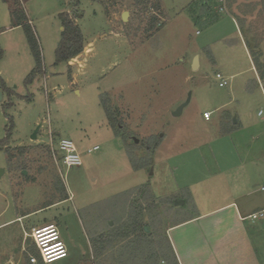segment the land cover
Masks as SVG:
<instances>
[{
	"label": "rangeland",
	"instance_id": "obj_1",
	"mask_svg": "<svg viewBox=\"0 0 264 264\" xmlns=\"http://www.w3.org/2000/svg\"><path fill=\"white\" fill-rule=\"evenodd\" d=\"M21 1L33 20L46 76L26 84L35 61L23 29L0 36V67L9 79L0 102V141L8 116L14 123L8 147H0V264H45L32 233L49 225L74 246L69 259L53 264H166L170 246L163 236L177 221L224 202L235 186L253 193V206L261 203L264 81L245 37L264 76V0H161L160 13L155 0ZM73 5L90 48L84 61L74 62L75 83L67 63L56 62L60 14ZM7 11L0 0V25L11 20ZM196 57L201 66L194 70ZM102 97L117 115L120 137ZM61 139L74 141L81 167L62 164ZM64 191L71 200L61 201ZM138 219L152 226L147 246H163L167 255L150 262L152 253L143 249L137 260L129 259ZM246 223L257 225L254 241L264 260V217Z\"/></svg>",
	"mask_w": 264,
	"mask_h": 264
},
{
	"label": "crops",
	"instance_id": "obj_2",
	"mask_svg": "<svg viewBox=\"0 0 264 264\" xmlns=\"http://www.w3.org/2000/svg\"><path fill=\"white\" fill-rule=\"evenodd\" d=\"M6 5L8 6V4ZM7 12L9 15V6ZM26 14L33 27V20L30 18L27 11ZM11 21L12 20L9 22L5 21L3 25H0V28L3 30V32L0 33V36L5 33L16 32L22 29L21 27L11 28ZM62 31L63 27L61 25V33ZM0 47L5 49L2 45ZM4 49H2L3 52ZM89 52L90 48L86 43L84 52L67 63L69 69L73 70V73L71 74L72 83L76 82V76L78 74L76 70L78 68L77 66L74 67V62H77L82 58L84 61V58ZM4 57L5 53L0 61V66ZM200 66L199 61V68ZM253 68L255 69V66H253ZM43 75L44 77L46 76L45 69ZM8 82L9 79L7 75L0 67V84L4 83L6 89H9ZM0 91L3 97L1 102H3L4 89L1 86ZM241 167L242 164H239L238 168ZM205 187L213 186L206 185ZM227 196L228 199L217 204V206L206 207L201 211L198 210V213L195 216L183 218L166 229L164 234L168 237L179 264H264V260L260 258L257 248V246H261L260 241L257 240L256 243L254 241L257 225L255 223H252V225L246 223L247 220H251L249 216L264 211V196L257 198L258 203H261L259 205L256 204V206H253L252 204L253 193L248 191L246 187L235 186V189ZM69 197V200H71L70 195ZM155 199L157 200V198ZM195 205L204 207L206 203L205 201L201 203H196L195 201ZM31 214L32 213L24 214L17 219L18 221L27 219ZM61 237L63 238L62 234ZM63 241L69 252V256L66 259H69L70 253L74 251V246L70 240ZM89 244L88 246H90V250L93 254L92 244ZM80 256L82 258V256H84L83 253H80ZM71 257H73V255ZM83 261L84 260L81 259V264ZM5 264L17 263L12 259H9ZM67 264L77 263L71 259Z\"/></svg>",
	"mask_w": 264,
	"mask_h": 264
},
{
	"label": "trees",
	"instance_id": "obj_3",
	"mask_svg": "<svg viewBox=\"0 0 264 264\" xmlns=\"http://www.w3.org/2000/svg\"><path fill=\"white\" fill-rule=\"evenodd\" d=\"M136 1H138L139 5H142V4H145L146 2H148L149 0H136ZM2 2L8 4V6H9L11 20H12L11 21V28L21 27L24 30L28 44H29V47H30V50H31V53H32L34 61H35V68L33 69V71L29 74V76L26 79V84L29 85V84L33 83L38 76L44 74V62H43V54H42L40 42H39V39L35 33L34 28L30 24V21L27 17V14H26V11H25V8L23 6L22 1L21 0H2ZM76 2H79V0H76ZM76 2H75V6L78 5ZM75 6L71 12H64V13L60 14V20H61V25L63 27V31L61 34V42H60L58 49L56 51V62H57V64L69 63L72 59H75L76 57L81 55L85 50L86 41H85L83 32H82V30L78 24V20L82 18V15L79 14L75 10L76 9ZM155 9L159 13L162 12L161 0H155ZM1 32H3V30L0 28V33ZM242 33H243V35L247 36L246 32L244 30H242ZM245 38H246L247 46H248L249 51H250V55L253 59L255 68L257 70V73L259 74V76H261L259 78L264 81V76L262 75V67L260 66L259 54L257 55V53L254 52V48L250 45V41H249L248 37H245ZM3 55H4V52H3L2 48L0 47V61L2 60ZM0 86L4 90H7L4 83L0 84ZM101 105H102L103 109L105 110V113H106V116H107V119L109 121L111 129L114 131V133L117 136H119V131L117 130L119 128V124L117 122L116 113H114L113 110L110 107H108V105L105 102V100L103 99V97L101 99ZM9 106L10 105H5V108L9 107ZM8 119H9V124L6 127V136L3 140L0 141V147L1 148L2 147H8L9 141L11 139L12 131L14 129L13 119L9 116H8ZM124 141L126 143L127 149L129 150L130 145L127 143V141L125 139H124ZM158 146H159V144H156L155 148H158ZM129 155H130V158H131V161L133 163L134 168L139 169L140 166L134 162V159L132 158L130 151H129ZM63 189L66 190V187H63ZM66 193H67V191L65 192V197L61 200L62 202L69 200V198H70L69 194L68 193L66 194ZM150 195H151V193H150ZM52 205H54V203L48 205L47 207H50ZM147 227L149 229L148 232H146ZM132 228H133V230L130 232H132V233L134 232V233L138 234V237H137L138 240L135 237L137 243L131 242L128 245L129 247H132V252H133V253L131 252L132 253L131 257H129V259L131 261H132V258H134V261L137 260L140 257V255L142 254L143 249H146V250H148V252L152 253V255L150 256V262L155 260V256L168 254L163 246H162V249L159 248V246L155 243H153L155 245V247H153V245H151V247L147 246V245L151 244V242H148L146 240H147V237H149L152 233V226L150 227V225L145 224L144 221H142L141 219H138V221L134 222V226ZM121 230L123 231L122 234L124 235V237H127L126 236V235H128L127 233H130L127 231L126 226H123L121 228ZM118 236L120 237V235H118ZM163 237L165 238V240L167 241V243L170 246V250H169L170 256L169 257H171V258H163V259L167 260V262H165V263L166 264H179L178 260L175 256V253L171 247V244H170L168 237L166 235H164ZM140 242H142L143 244H139ZM128 246L126 248H128ZM140 246H141V248H139ZM135 252L139 253L138 257H134ZM171 253H172V255H171ZM172 256H173L174 260L172 259ZM123 264H125V260L123 261Z\"/></svg>",
	"mask_w": 264,
	"mask_h": 264
},
{
	"label": "built area",
	"instance_id": "obj_4",
	"mask_svg": "<svg viewBox=\"0 0 264 264\" xmlns=\"http://www.w3.org/2000/svg\"><path fill=\"white\" fill-rule=\"evenodd\" d=\"M220 88H225L228 85L227 80L222 74H217ZM264 113H260L263 115ZM205 118L210 119L211 114L205 113ZM58 150L61 154L62 164L67 168L81 167L83 164L81 154L74 143L70 139H61L58 143ZM99 147H95L94 151H98ZM264 191V187L262 188ZM264 217V211L255 213L249 218L253 221L261 220ZM40 255L45 264H53L57 261L64 260L69 256V252L65 242L62 240L58 226L49 225L46 227L36 228L32 233ZM35 262V259L32 258Z\"/></svg>",
	"mask_w": 264,
	"mask_h": 264
},
{
	"label": "water",
	"instance_id": "obj_5",
	"mask_svg": "<svg viewBox=\"0 0 264 264\" xmlns=\"http://www.w3.org/2000/svg\"><path fill=\"white\" fill-rule=\"evenodd\" d=\"M123 18H124V19L127 18V14H126V13L124 14ZM198 66H199V59H198V57H196V59H195V63H194V66H193V69H194V70L197 69ZM2 98H3V97H2V93H1V91H0V102L2 101ZM187 105H188V103H186V104L182 105L181 107H179V109H178L175 113H173V116H175V117L180 116V115L182 114V112H183V109H184ZM35 137H36V133H35V135L33 136V138H35ZM136 142H138V141H136ZM24 174H26V172H24ZM176 205L179 206V205H181V203L177 202ZM146 230L148 231L147 228H146Z\"/></svg>",
	"mask_w": 264,
	"mask_h": 264
}]
</instances>
